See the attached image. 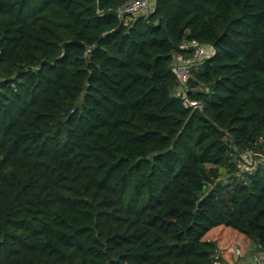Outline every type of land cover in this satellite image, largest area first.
Wrapping results in <instances>:
<instances>
[{
	"label": "trees",
	"instance_id": "trees-1",
	"mask_svg": "<svg viewBox=\"0 0 264 264\" xmlns=\"http://www.w3.org/2000/svg\"><path fill=\"white\" fill-rule=\"evenodd\" d=\"M129 1L0 0V264H226L218 225L264 252V0Z\"/></svg>",
	"mask_w": 264,
	"mask_h": 264
},
{
	"label": "built area",
	"instance_id": "built-area-1",
	"mask_svg": "<svg viewBox=\"0 0 264 264\" xmlns=\"http://www.w3.org/2000/svg\"><path fill=\"white\" fill-rule=\"evenodd\" d=\"M148 0H131L124 3L118 8L119 15L132 16L139 14L142 10L147 9ZM188 44L192 47V57L189 59L177 56L174 59V66L177 73L178 87L181 91V96L189 102L190 105H197L196 101L186 98V84L192 71H196L202 59L206 54V48L195 40H191ZM259 141L264 143V138L260 137ZM242 161L241 168L244 172L250 174L257 169H264V153L255 150H246L241 153ZM260 259L255 264H264V252L258 254ZM216 264H219L216 262Z\"/></svg>",
	"mask_w": 264,
	"mask_h": 264
},
{
	"label": "rangeland",
	"instance_id": "rangeland-1",
	"mask_svg": "<svg viewBox=\"0 0 264 264\" xmlns=\"http://www.w3.org/2000/svg\"><path fill=\"white\" fill-rule=\"evenodd\" d=\"M153 4V0H150ZM147 9L139 15H144ZM213 239L217 243V254L226 261V264H255L261 256L256 251L255 243L243 233L223 225L210 229L203 237Z\"/></svg>",
	"mask_w": 264,
	"mask_h": 264
},
{
	"label": "crops",
	"instance_id": "crops-1",
	"mask_svg": "<svg viewBox=\"0 0 264 264\" xmlns=\"http://www.w3.org/2000/svg\"><path fill=\"white\" fill-rule=\"evenodd\" d=\"M236 264H239V263H236Z\"/></svg>",
	"mask_w": 264,
	"mask_h": 264
}]
</instances>
